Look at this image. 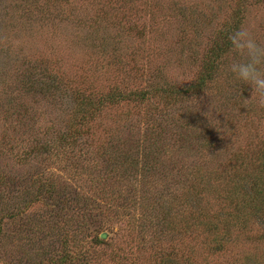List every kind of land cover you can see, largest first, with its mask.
I'll return each instance as SVG.
<instances>
[{
  "label": "rangeland",
  "instance_id": "rangeland-1",
  "mask_svg": "<svg viewBox=\"0 0 264 264\" xmlns=\"http://www.w3.org/2000/svg\"><path fill=\"white\" fill-rule=\"evenodd\" d=\"M240 28L264 47V0H0V207L22 204L3 217L0 264H54L62 246L40 251L28 220L50 221L59 193L93 191L102 172L108 194L135 202L104 199L99 215L81 194L86 237L69 232L68 264H264V172L243 177L264 148V105L228 71L244 57L227 48L189 91Z\"/></svg>",
  "mask_w": 264,
  "mask_h": 264
},
{
  "label": "trees",
  "instance_id": "trees-1",
  "mask_svg": "<svg viewBox=\"0 0 264 264\" xmlns=\"http://www.w3.org/2000/svg\"><path fill=\"white\" fill-rule=\"evenodd\" d=\"M231 33L230 32H223L222 33V41L220 43H218V45H216V47L213 50V59L211 60V62L207 65V70L206 73H204L197 84L192 86V89L189 90L190 93H196L197 91L204 89L205 87V83L206 81L212 77V75L216 72L217 68H218V61L220 59V57L222 56V54L224 53V51L227 48L231 47V42L229 40V35ZM41 71V70H40ZM137 95H141L144 96L145 92L142 94H137ZM83 101L81 100L80 97H76L75 95L73 96V104L77 105H82ZM78 111H82L80 108L78 109ZM13 113V115H17L20 116L18 118V121H22V118L25 117V113L22 111H16V110H12L11 111ZM22 117V118H21ZM70 130H66L63 139L69 140L71 139V129ZM41 138L37 139L36 143H34V145L36 147H38V150H43L44 148V142H41ZM9 143L11 142L10 139L8 141ZM47 144H49V142H47ZM25 148L27 145L22 144ZM18 148H24L21 147V142H18ZM50 146V144H49ZM61 151V150H60ZM83 152V150L81 151ZM59 153V152H58ZM28 154V153H27ZM261 159V160H260ZM260 159H258L259 162H262L261 164L256 165V170L254 169L252 174L247 173V175H244L243 177L245 179H253V181L255 182L258 179V174L261 173V170H263L264 172V148L262 149V151L260 152ZM77 167V166H75ZM116 168H114L115 170ZM109 176V173L107 174ZM104 177L103 172L99 173V177L97 178V180L99 182H97V184L93 183L91 184L92 187H94V190L91 191L89 188L88 190H84V187H89V186H79V191H77V194H68L67 191H62L61 193L58 194L57 198L54 200V204H52V213L48 212V214H50L51 216V220H47L45 219V217H41V215L38 216V218H36L35 220H28V225L30 226L29 231L33 232V234L31 235L33 237V239L37 242L40 243L41 248L39 249L40 251L42 249H46L49 248L50 246L59 243L62 246V250H61V254L58 257L53 258V261H51L54 264H68L70 263V256L68 255V252L66 249L67 243H68V237L69 232H71L73 234V238L77 243H81L84 241V238L86 237V233H84L83 237L79 234V232L76 229H80L81 227L78 226V221L80 219L85 218L86 216L83 215L82 213H77L74 211V207L77 205L78 202V198L81 197L82 195H84L86 197L85 199H81V201L84 200V204L85 206H91L94 207V204L99 203V209H101V205H106L105 200L104 199H111V200H119L120 203L122 204L120 207H122L123 209H129V204L135 202L130 201L126 198L128 191L123 189V186L120 187L119 189H114L113 188V192L108 194V191L110 190L109 188H107V186L103 185V187H101L102 184L105 183V181H107V177ZM96 177V176H95ZM113 178V176H112ZM3 179H6L3 177ZM103 179V180H100ZM94 178L90 179V182H93ZM130 178L129 176L126 174V180H118L117 183H130ZM100 184V185H99ZM45 184H42L41 187H44ZM57 184L55 179L53 178V180L50 182L49 184V189L48 192H50V194L56 189ZM83 187V188H82ZM65 188V187H64ZM79 193V194H78ZM82 194V195H81ZM72 195L76 196V197H72ZM40 199V193L37 195ZM78 196V197H77ZM76 198V199H75ZM75 199L73 202L72 200ZM80 199V198H79ZM21 202L20 203H16L14 205H11V207L9 206H2L0 207V214H1V218H0V234L2 232V227H1V223L3 221V217L7 218L9 217V215H13L12 217H14L15 215H18L17 213L20 212L21 210ZM49 205V204H48ZM158 207L153 205V212L152 210L149 208L147 210L146 216L145 218L148 219V221H150L153 224H156L154 231H159L162 232L164 230H159L160 226H166L167 224H170L168 219L165 216H161L160 214H162V212L159 210L158 211ZM102 212V213H101ZM104 214L106 215L107 212L106 210L101 209L99 215ZM100 217V216H98ZM104 219L106 216H103ZM4 223V221H3ZM166 229L165 231L168 230L167 227H161ZM82 229V228H81ZM83 233V230H81ZM101 232H98L96 234H94L93 236V242L96 244H100L103 243L105 244V241L103 238H101ZM44 236V237H41ZM64 249V250H63ZM46 255L45 258H43L42 260H38V264H44V260L50 256ZM51 260V258H50Z\"/></svg>",
  "mask_w": 264,
  "mask_h": 264
},
{
  "label": "clouds",
  "instance_id": "clouds-1",
  "mask_svg": "<svg viewBox=\"0 0 264 264\" xmlns=\"http://www.w3.org/2000/svg\"><path fill=\"white\" fill-rule=\"evenodd\" d=\"M232 51L241 57L228 65V71L242 84L251 86L250 98L264 105V47H261L246 28L235 30L229 35ZM253 93L255 96L253 97ZM249 99V98H248Z\"/></svg>",
  "mask_w": 264,
  "mask_h": 264
},
{
  "label": "water",
  "instance_id": "water-1",
  "mask_svg": "<svg viewBox=\"0 0 264 264\" xmlns=\"http://www.w3.org/2000/svg\"><path fill=\"white\" fill-rule=\"evenodd\" d=\"M101 238L105 239L106 238V233L101 234Z\"/></svg>",
  "mask_w": 264,
  "mask_h": 264
}]
</instances>
